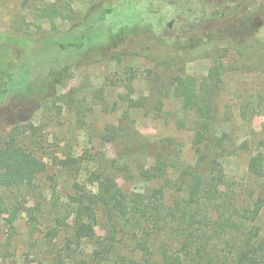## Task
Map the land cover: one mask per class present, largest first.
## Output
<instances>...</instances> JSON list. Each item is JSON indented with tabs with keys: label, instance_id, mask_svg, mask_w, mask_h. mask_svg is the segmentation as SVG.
Wrapping results in <instances>:
<instances>
[{
	"label": "trees",
	"instance_id": "trees-1",
	"mask_svg": "<svg viewBox=\"0 0 264 264\" xmlns=\"http://www.w3.org/2000/svg\"><path fill=\"white\" fill-rule=\"evenodd\" d=\"M165 1L174 10L167 24V38L157 34L166 19L161 12ZM142 2L120 0L91 10L71 28L46 37L42 47L47 58L41 60V69L22 57L1 74L0 102L11 93H36L47 88L71 66L87 61H121L126 54H135L159 64L148 71L160 84L154 109L161 112L164 99L174 95L181 98L183 110H193L197 117L194 165L184 161L176 138L154 142L136 128L122 132L113 124L93 131L104 143L112 144L119 159L134 155L143 180L161 181L163 185L132 193L115 191L109 187L108 175L97 173L95 180L104 197L101 215L86 203V190L80 189L72 197L75 207L71 222L58 218L74 236L83 235L90 249H83L78 238H67L51 264H264V187L251 201L239 202L238 197L230 196L222 158L233 154L235 148L249 146L236 147L227 132L220 133L225 74L231 70L264 73V0H199L201 15L183 0H160L161 9L154 11L151 3L144 1L141 6ZM153 12L159 16H150ZM41 16L53 19L65 14L52 6L42 8ZM200 19L201 33L191 35L179 29L180 40L172 42L170 35L178 23L183 24V30H193ZM148 32L156 38L157 46L147 44L152 36ZM183 37L190 43L182 44ZM41 38L33 40L38 53ZM0 39L19 44L26 38L0 31ZM100 49L105 50V58ZM231 51L238 59L226 66L223 60ZM201 58L211 59L212 65L198 89L194 76L185 75V70L189 62ZM180 76H185L183 83H175ZM37 130L33 123H17L0 145V186L21 188L30 177L45 170V163L20 141L21 135H34ZM259 147L262 152L250 161L248 170L256 179L264 180V139ZM146 158L153 161L149 167L141 163ZM123 164L122 171L129 169ZM172 169H178L179 174L172 177ZM166 188L182 199L170 205ZM95 225L104 232L98 233Z\"/></svg>",
	"mask_w": 264,
	"mask_h": 264
},
{
	"label": "rangeland",
	"instance_id": "rangeland-1",
	"mask_svg": "<svg viewBox=\"0 0 264 264\" xmlns=\"http://www.w3.org/2000/svg\"><path fill=\"white\" fill-rule=\"evenodd\" d=\"M144 1L151 3L153 11L161 9L160 0H143L141 6L145 5ZM183 1L190 2L192 9L198 15L202 14L199 0ZM119 2L0 0V31L26 38L18 41L19 44L0 39V77L10 63L22 57L39 67L41 60L45 62L47 58L42 47L46 37L57 30L71 28L78 19L103 4ZM52 6L59 7L65 16L42 17L41 9ZM173 11L172 4L165 1L161 12L166 19L163 29L157 33L159 36L167 38V24ZM150 16L158 17L159 13L153 12ZM201 22L202 19L193 25V30H183V24L178 23L170 35L172 42L180 40L179 29L191 35L201 33ZM184 26L187 27V22ZM146 34L152 35L151 32ZM40 37L38 53L34 50L33 40ZM155 40L152 35L147 44L157 46ZM183 40L182 44L190 43L186 37ZM141 43L144 42L136 44ZM100 50L101 57L105 58V50ZM237 59L238 54L231 51L223 62L231 66ZM158 65L135 54H126L121 61H87L71 66L43 90L11 93L0 102V145L9 138L17 123H33L38 127L37 132L21 135L20 141L46 165L44 171L30 177L21 188L0 186V264H51V259L62 250L67 238L80 239L83 249L88 251V240L77 233L74 236L72 229L58 218L71 222L70 215L75 207L72 197L80 189L86 190V203L94 206L101 215L104 197L95 180L97 173L105 172L109 187L115 191L132 193L163 185L161 181L143 180L138 174L136 167L139 163L134 155L119 159L112 144L104 143L94 136L93 131H103L108 124H113L122 132L136 128L154 142L173 137L180 143L184 161L189 165L196 163L193 148L195 112L183 110L181 98L174 95L164 99L161 112L154 109L160 84L149 77L148 71ZM211 65L209 58L195 59L187 64L185 75L194 76L199 89ZM184 79L185 76H180L175 83H183ZM220 109V133L227 132L236 147L241 144L249 146L247 149L235 148L233 154L222 158L228 193L238 197L239 202L254 200L264 187V180L256 179L248 170L250 161L262 152L259 144L264 139V73L227 72L220 95ZM123 163H127L129 169L122 171ZM141 163L149 167L153 161L146 158ZM179 172L172 169L171 176L175 177ZM227 186L223 187L224 190ZM165 190L166 202L170 205L182 199L173 190ZM35 216L37 219L33 218ZM94 227L98 233L104 232L100 226Z\"/></svg>",
	"mask_w": 264,
	"mask_h": 264
}]
</instances>
